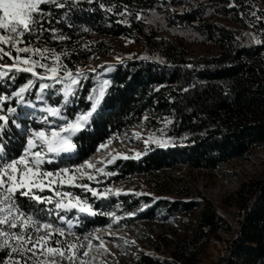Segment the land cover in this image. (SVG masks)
<instances>
[{
  "label": "trees",
  "instance_id": "16d2710c",
  "mask_svg": "<svg viewBox=\"0 0 264 264\" xmlns=\"http://www.w3.org/2000/svg\"><path fill=\"white\" fill-rule=\"evenodd\" d=\"M99 2L113 7V12L100 9ZM122 6H127L128 14L115 15L123 11ZM40 8L52 17L45 28L58 29L56 35L63 34L66 39H51L45 31L39 40L24 37V43L65 53L62 62L73 71L79 67L94 76L98 86L102 79L109 80L97 109L99 115L94 113L90 118L82 139L73 138L77 149L53 158L69 166L81 163L110 136L112 139L143 123L147 140L149 133L156 137L162 134L167 145L149 142L139 156L118 159L105 167V171L115 174L98 177L103 183L93 186L123 185L117 198L125 212L134 213L140 202L147 205L142 214L135 216L137 219L153 220L160 210L197 211L190 236L182 238L169 253L163 257L139 254L130 264H201L208 245L221 242V234H229L230 240L228 254L217 264H264V176L241 187L245 197L241 196L235 225L210 201L198 204L191 199H155L147 192L149 186L141 183L132 191L127 188L138 176L152 179L180 166L216 171L264 145V10L258 0H94L92 5L80 0L77 8L67 11L43 4ZM253 11L260 21L250 15ZM122 20L127 23L118 22ZM0 34H4L2 30ZM117 42L122 46L138 44L143 49L136 56L120 57L117 63L101 64L112 66L108 72L101 71L94 63L119 52ZM192 46L212 50L206 55H191ZM0 63L11 61L5 57ZM23 81L21 74L16 84ZM90 86L89 81L84 82L78 99L68 109L70 113L88 108L90 102L85 97ZM10 90L0 82V94ZM29 99L34 100V96ZM13 106L19 113L17 123L23 128L37 126L40 102L30 120L21 114L31 107ZM80 135L77 133V137ZM5 139L10 147H18L20 130L12 126ZM115 202L111 198L104 205ZM100 204L93 206L104 212L105 206ZM45 208L37 204L30 211L45 216ZM68 217L83 219L76 225L79 233L102 227L108 221L103 214L83 216L73 212Z\"/></svg>",
  "mask_w": 264,
  "mask_h": 264
},
{
  "label": "snow or ice",
  "instance_id": "6c2138e0",
  "mask_svg": "<svg viewBox=\"0 0 264 264\" xmlns=\"http://www.w3.org/2000/svg\"><path fill=\"white\" fill-rule=\"evenodd\" d=\"M79 2L80 0H0V30L4 33L0 34V60L6 57L11 61L8 64L0 63V82L5 88L11 87L10 91L0 94V251L4 253L0 256V264H57L55 260L49 262L41 259V256L47 257L49 254L58 255L67 264H90L84 257H87L96 235L94 232L84 233L81 240L73 232V220L68 218V214L75 212L83 216L103 214L108 218L114 217L112 211L96 210L89 203V198L106 202L112 195H119L120 189L113 193L108 186H93L103 183L98 177H109L115 173L105 171V167H96V163L88 159L65 167H45L53 163L49 154L60 157L62 153H73L77 149L73 138L82 139L90 118L94 113L99 115L97 109L109 80L102 79L98 86L94 76L90 77L79 67L73 71L67 63L62 62L65 53L58 54L54 49L25 44L23 39L28 37L29 40H39L45 31L50 33L51 39H66L63 34L56 35L58 29L45 28V24H51L52 17L40 6L43 4L67 11L77 8ZM86 3L92 5L94 0H86ZM98 7L105 12H113V7H106L103 2H99ZM122 8L123 11L116 12L115 15H127V6ZM250 15L256 21L261 20L255 11ZM135 16L137 19L141 18L139 13ZM118 22L127 23L124 20ZM255 43L259 45L261 41L255 39ZM6 47L11 50L6 51ZM98 67L103 72L112 68L111 65ZM91 72L95 73L96 69ZM21 74H24V81L17 85L16 80ZM85 81L91 84L85 97L90 102L89 106L84 111L73 109L70 113L68 109L78 99ZM29 96H34V100L29 99ZM37 102L41 105L37 126L23 128L17 123L19 113L13 104L36 109ZM12 126L20 130L22 139L18 147H10L5 139V133ZM77 133L81 135L77 137ZM149 137L150 141L145 140V144L151 142L166 146L168 143L162 134L156 137L149 133ZM110 140L111 136L107 142ZM104 148L105 143H101L96 152L100 153ZM135 155L139 156L140 153ZM117 158L129 157L123 154H106L105 159L98 156L97 161L110 165ZM81 179L87 182L79 183ZM74 189L79 192L73 191ZM46 191L50 195H44ZM79 193L85 195L81 196ZM37 204L54 205V208L44 209L45 215L54 214L56 220L67 225V229L30 211ZM127 215L131 217L135 213L128 212ZM77 222L82 224L83 219ZM53 234L57 237L54 247L49 243ZM104 243L99 238L100 249L107 251ZM124 243L132 242L125 240Z\"/></svg>",
  "mask_w": 264,
  "mask_h": 264
},
{
  "label": "rangeland",
  "instance_id": "374dc122",
  "mask_svg": "<svg viewBox=\"0 0 264 264\" xmlns=\"http://www.w3.org/2000/svg\"><path fill=\"white\" fill-rule=\"evenodd\" d=\"M258 2L264 10V0H258ZM116 45L119 47V52L111 57L101 58L94 65L117 63L120 57L136 56L143 49L138 44L126 43L122 46L121 42H117ZM211 50V47L192 46L190 54L206 55L211 53ZM33 113H35V110L25 109L21 116L25 115L30 120L35 117ZM145 118L144 116L143 119ZM134 133L136 134L135 136L133 135ZM147 136L148 131L140 125L123 131L112 138L110 142H107L108 140L104 142L105 148L101 149L100 153L95 152L88 160L95 162L96 167H106L108 165L97 161L98 156L100 159H105L106 154H110L111 156L123 154L128 157L130 155L137 157L135 153L139 152L141 154L148 147V144L144 143L147 140ZM49 156L53 159V163L45 165L46 168L50 165H58L59 167L69 166L61 164L59 160L51 157V154ZM118 159L121 158H117L115 161ZM263 176L264 145L253 150L246 158L222 165L216 171H199L180 166L161 172L152 179L138 176L128 184L127 188L132 191L133 188L141 183L143 186H149V191L147 192H150L155 199L168 198L180 201L191 199L198 204L210 201L214 206L221 208L224 214L232 220L233 225H235V214H237L239 204L242 202L241 198L245 197V194L241 192V187L252 180L263 178ZM120 187L116 185L110 186L113 193ZM79 194L81 196L85 195L84 193ZM44 195H50V193L46 191ZM111 198L116 201L112 205H104L106 202L95 201L89 198L90 204L101 203V207L105 206L104 212L112 211L114 213L113 218L107 217L108 221L102 227L79 233L76 230V218H72L73 232L81 240H83L84 233L94 232L96 235L87 257H84V259L90 261V264H130L139 254H153L163 257L182 238L189 237L191 234L194 224L193 220L197 211H194V213H176L160 210L153 220L137 219L136 217L144 212L145 205L143 203L140 202L137 210L134 212L135 215L129 217L127 215L128 212H125L120 205L117 195H112ZM45 206L54 208V205ZM41 217L67 229V225L62 221L56 220L54 214L51 216L41 215ZM116 217H119V219H116ZM56 238V234H53L52 239L49 241L53 247L55 246L54 240ZM99 238L104 240V248L107 251L100 249ZM125 240L132 243L125 244ZM229 240V234H221V242L210 243L207 249V256L201 264L219 263L228 254ZM29 255L31 254L29 253ZM41 259H47L49 262L55 260L57 264H67L58 255L49 254L47 257L41 256Z\"/></svg>",
  "mask_w": 264,
  "mask_h": 264
},
{
  "label": "built area",
  "instance_id": "2783aa9c",
  "mask_svg": "<svg viewBox=\"0 0 264 264\" xmlns=\"http://www.w3.org/2000/svg\"><path fill=\"white\" fill-rule=\"evenodd\" d=\"M140 126L144 127L143 123H141ZM135 127H136V126H135ZM132 128H133V127H132ZM144 128H145V127H144ZM147 148H148V147H146V149H147Z\"/></svg>",
  "mask_w": 264,
  "mask_h": 264
}]
</instances>
